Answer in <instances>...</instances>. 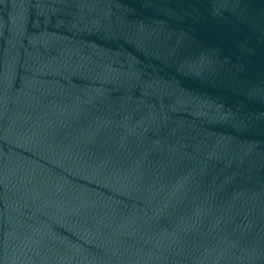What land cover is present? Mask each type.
Instances as JSON below:
<instances>
[{
	"label": "water",
	"instance_id": "water-1",
	"mask_svg": "<svg viewBox=\"0 0 264 264\" xmlns=\"http://www.w3.org/2000/svg\"><path fill=\"white\" fill-rule=\"evenodd\" d=\"M0 264H264V0H0Z\"/></svg>",
	"mask_w": 264,
	"mask_h": 264
}]
</instances>
